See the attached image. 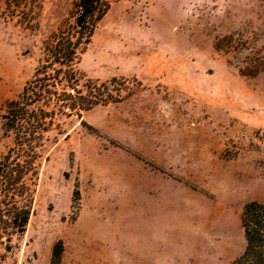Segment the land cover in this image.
<instances>
[{"label": "rangeland", "instance_id": "rangeland-1", "mask_svg": "<svg viewBox=\"0 0 264 264\" xmlns=\"http://www.w3.org/2000/svg\"><path fill=\"white\" fill-rule=\"evenodd\" d=\"M74 1L41 0L30 30L0 0V115ZM78 69L138 84L50 134L2 264H52L58 242L57 264H230L264 205V0H115Z\"/></svg>", "mask_w": 264, "mask_h": 264}, {"label": "trees", "instance_id": "trees-1", "mask_svg": "<svg viewBox=\"0 0 264 264\" xmlns=\"http://www.w3.org/2000/svg\"><path fill=\"white\" fill-rule=\"evenodd\" d=\"M115 0H75L68 16L43 42V57L17 98L0 115V132L10 144L0 153V264L16 248L32 213L33 194L42 160L54 131L65 120H80L96 106L120 101V92L136 80L111 78L100 82L78 69L98 23ZM3 15L25 28H38L41 0H3ZM245 247L230 264H264V205L247 203L240 214ZM62 244L53 246L52 264Z\"/></svg>", "mask_w": 264, "mask_h": 264}]
</instances>
